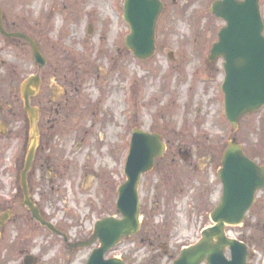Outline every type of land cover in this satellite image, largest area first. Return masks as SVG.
<instances>
[{
  "label": "rangeland",
  "instance_id": "rangeland-1",
  "mask_svg": "<svg viewBox=\"0 0 264 264\" xmlns=\"http://www.w3.org/2000/svg\"><path fill=\"white\" fill-rule=\"evenodd\" d=\"M163 1L156 51L140 60L125 46L124 0H0L8 21L29 29L48 59L40 70L29 44L0 38V215L12 213L0 264H25L28 254L34 264H85L97 246L69 248L22 201L30 123L21 87L39 70L44 83L33 104L44 102L41 141L28 179L43 215L71 242L89 238L98 219L120 217L116 189L137 126L160 132L168 150L139 187L142 230L107 253L130 264H172L213 224L218 169L233 137L264 164V107L237 128L225 115L224 60H208L224 25L210 11L213 0ZM257 194L244 223L226 228L250 245V264L264 261V190Z\"/></svg>",
  "mask_w": 264,
  "mask_h": 264
},
{
  "label": "water",
  "instance_id": "water-1",
  "mask_svg": "<svg viewBox=\"0 0 264 264\" xmlns=\"http://www.w3.org/2000/svg\"><path fill=\"white\" fill-rule=\"evenodd\" d=\"M260 0H217L212 12L227 21L220 29L219 40L214 43L210 59L224 58L225 80L222 89L226 99V114L233 126L240 118L264 105V21L260 11ZM164 10L161 0H125L124 16L131 26L125 45L140 59H146L156 50V27ZM0 9V29H3ZM33 49L35 60L42 66L46 59L36 41L22 33ZM42 83L40 75L30 76L22 85L24 109L30 120V145L25 166L21 172L24 204L33 218L53 232L61 231L47 221L32 201L28 187V173L34 162L39 144V109L31 104ZM1 108V106H0ZM166 144L158 132L150 133L140 128L133 132L130 153L126 164L127 180L118 188V211L121 218L107 216L96 222L94 233L86 240L71 244L72 247L92 246L97 240L100 245L93 249L86 264H127L117 257L106 258V253L126 236L140 231V195L138 186L142 174L151 170L155 159L162 157ZM188 157V152H186ZM219 176L223 182V195L218 206L211 212L212 226L202 231L200 240L183 248L173 264H247L248 246L226 234L227 225H239L246 212L256 201V193L264 188V165L250 158L243 146L233 138L228 142L222 159ZM7 216H0L3 226ZM67 240V238H66ZM231 258L226 257V249ZM35 260L26 258V264Z\"/></svg>",
  "mask_w": 264,
  "mask_h": 264
},
{
  "label": "flooded vegetation",
  "instance_id": "flooded-vegetation-1",
  "mask_svg": "<svg viewBox=\"0 0 264 264\" xmlns=\"http://www.w3.org/2000/svg\"><path fill=\"white\" fill-rule=\"evenodd\" d=\"M0 6L2 7V11H3V13H2V21H3V27H4V29L7 31V32H9V33H11V32H28L29 31V29H27V28H25V27H23L20 23H17L16 21H8V19H7V13H5L6 12V9H5V7L3 6V5H1L0 4ZM0 36L2 37H6V36H4L1 32H0ZM13 39V38H12ZM47 64H48V62H47ZM41 92V91H40ZM67 93H69V90L68 91H66V93H65V95H67ZM43 100L42 99H40L39 101H38V107H39V109H40V113L42 112V110H43ZM41 116H42V113H41ZM10 213V217H9V219H11L12 218V213H11V210L9 211ZM8 219V220H9Z\"/></svg>",
  "mask_w": 264,
  "mask_h": 264
}]
</instances>
